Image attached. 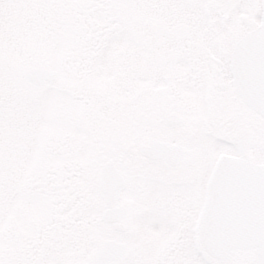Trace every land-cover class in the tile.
Listing matches in <instances>:
<instances>
[{
    "label": "snow or ice",
    "instance_id": "6c2138e0",
    "mask_svg": "<svg viewBox=\"0 0 264 264\" xmlns=\"http://www.w3.org/2000/svg\"><path fill=\"white\" fill-rule=\"evenodd\" d=\"M0 264H264V0H0Z\"/></svg>",
    "mask_w": 264,
    "mask_h": 264
}]
</instances>
